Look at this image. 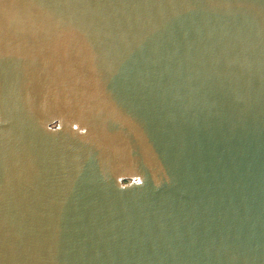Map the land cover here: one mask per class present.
I'll return each mask as SVG.
<instances>
[{"label": "water", "instance_id": "water-1", "mask_svg": "<svg viewBox=\"0 0 264 264\" xmlns=\"http://www.w3.org/2000/svg\"><path fill=\"white\" fill-rule=\"evenodd\" d=\"M0 264H264V0H0Z\"/></svg>", "mask_w": 264, "mask_h": 264}]
</instances>
